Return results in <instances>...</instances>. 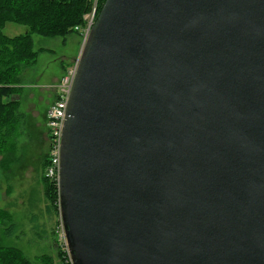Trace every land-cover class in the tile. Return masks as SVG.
Here are the masks:
<instances>
[{"label":"water","instance_id":"1","mask_svg":"<svg viewBox=\"0 0 264 264\" xmlns=\"http://www.w3.org/2000/svg\"><path fill=\"white\" fill-rule=\"evenodd\" d=\"M57 187L72 264H264V0H104Z\"/></svg>","mask_w":264,"mask_h":264},{"label":"rangeland","instance_id":"2","mask_svg":"<svg viewBox=\"0 0 264 264\" xmlns=\"http://www.w3.org/2000/svg\"><path fill=\"white\" fill-rule=\"evenodd\" d=\"M98 1L88 0L80 18L84 24H73L64 35L47 36L35 26V20L14 17L1 22V31L8 37L28 34L36 52L34 60L21 68L18 92L12 94L17 106L11 107L20 115L17 130L0 144V240L3 246L18 248L30 264H61L62 256L72 264L59 215L58 187L52 188L42 175L44 172L57 185L46 113L56 98L57 85L60 88L61 79L75 67L85 29L100 10L96 9ZM8 108L0 110V117ZM45 155L48 162L44 168Z\"/></svg>","mask_w":264,"mask_h":264},{"label":"trees","instance_id":"3","mask_svg":"<svg viewBox=\"0 0 264 264\" xmlns=\"http://www.w3.org/2000/svg\"><path fill=\"white\" fill-rule=\"evenodd\" d=\"M102 2L103 0L98 1L97 11ZM87 4L89 6L88 0H0V110L6 106L9 107L7 112L3 113V117H0V144L4 143L11 132L13 134L15 129L17 130L20 115L16 114V108L11 107L12 105L17 106V99H12V94L18 92L17 84L20 83L19 72L21 68L32 62L36 53L32 50L31 39L28 34L8 37L1 31V22L14 17L20 21L35 20V26L47 33V36L64 35L71 30L73 24L80 26L84 24L80 18ZM30 28L33 27L30 26ZM19 43L22 44L18 45ZM4 98L8 100L4 101ZM9 114L12 117H8ZM47 162L45 155L44 168ZM42 175L47 180L48 185L54 189L57 188L56 181L45 176L44 172ZM0 220L3 221V218ZM10 225L13 227V224ZM17 249L3 246L0 240V264H30V261ZM1 250L4 252L2 253ZM5 252H14L19 255ZM57 254L60 255L61 251ZM60 262L61 264H69L63 256Z\"/></svg>","mask_w":264,"mask_h":264},{"label":"built area","instance_id":"4","mask_svg":"<svg viewBox=\"0 0 264 264\" xmlns=\"http://www.w3.org/2000/svg\"><path fill=\"white\" fill-rule=\"evenodd\" d=\"M91 25H92V22L90 18L89 24L87 25V28L85 29L86 30L84 34L85 37L87 36ZM72 69L73 70L68 76L66 77L64 76L65 78L63 77L61 79L60 81L62 83L61 87L58 88V85H57L56 98L53 101V103L49 106L47 113H46V116L48 118L47 125H48L49 135L53 139L51 141V145H54L51 165L56 168V171L59 168V148H60L61 129H62V124H63V119L65 116L67 99H68V95L70 92L75 67H73ZM48 169H49L48 175L53 174V170L51 169V167H49Z\"/></svg>","mask_w":264,"mask_h":264},{"label":"bare ground","instance_id":"5","mask_svg":"<svg viewBox=\"0 0 264 264\" xmlns=\"http://www.w3.org/2000/svg\"><path fill=\"white\" fill-rule=\"evenodd\" d=\"M64 232V231H63ZM65 236V235H64Z\"/></svg>","mask_w":264,"mask_h":264}]
</instances>
